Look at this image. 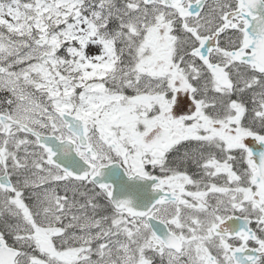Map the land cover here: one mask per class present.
I'll return each mask as SVG.
<instances>
[{
    "label": "snow or ice",
    "instance_id": "6c2138e0",
    "mask_svg": "<svg viewBox=\"0 0 264 264\" xmlns=\"http://www.w3.org/2000/svg\"><path fill=\"white\" fill-rule=\"evenodd\" d=\"M0 264H264V0H0Z\"/></svg>",
    "mask_w": 264,
    "mask_h": 264
}]
</instances>
